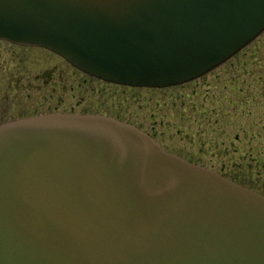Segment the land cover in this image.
<instances>
[{
  "label": "water",
  "instance_id": "water-1",
  "mask_svg": "<svg viewBox=\"0 0 264 264\" xmlns=\"http://www.w3.org/2000/svg\"><path fill=\"white\" fill-rule=\"evenodd\" d=\"M264 32V0H0V38L166 87ZM0 264H264V194L101 114L0 125Z\"/></svg>",
  "mask_w": 264,
  "mask_h": 264
},
{
  "label": "rangeland",
  "instance_id": "rangeland-1",
  "mask_svg": "<svg viewBox=\"0 0 264 264\" xmlns=\"http://www.w3.org/2000/svg\"><path fill=\"white\" fill-rule=\"evenodd\" d=\"M93 80L90 88L101 90L90 92V107L78 97L76 111L58 112L89 110L133 124L166 150L264 194V32L220 66L182 84ZM55 112L0 111V123Z\"/></svg>",
  "mask_w": 264,
  "mask_h": 264
},
{
  "label": "flooded vegetation",
  "instance_id": "flooded-vegetation-1",
  "mask_svg": "<svg viewBox=\"0 0 264 264\" xmlns=\"http://www.w3.org/2000/svg\"><path fill=\"white\" fill-rule=\"evenodd\" d=\"M32 70L36 72L30 73ZM93 79L106 81L81 70L49 48L0 38V111L74 113L58 111H76L78 97L86 99L84 107H90V92L101 90L90 88L88 83L96 81ZM86 111L79 114H92ZM41 114L46 113L37 115Z\"/></svg>",
  "mask_w": 264,
  "mask_h": 264
}]
</instances>
